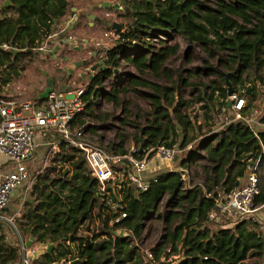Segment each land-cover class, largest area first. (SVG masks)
I'll return each mask as SVG.
<instances>
[{
	"label": "trees",
	"instance_id": "trees-1",
	"mask_svg": "<svg viewBox=\"0 0 264 264\" xmlns=\"http://www.w3.org/2000/svg\"><path fill=\"white\" fill-rule=\"evenodd\" d=\"M8 1L4 11L13 9L14 14L0 18V46L10 47H0V74L3 64H8L7 69H18L23 55L39 54L34 48L43 45L70 5L69 0ZM128 7L132 12L117 13L125 20L118 31L119 39L105 53L106 67L82 88L80 97L85 107L73 120L72 130L112 155L141 158L140 149L191 147L187 156L174 160L177 169L156 174V181L150 179L146 191L127 184L123 193L126 218L111 228L100 227L92 237L58 239L64 222L56 221L60 213L56 205L38 199L26 201L15 218L21 238L27 242L33 237L30 248L53 244L49 253L32 255V264H66L69 257L74 264H244L249 258L264 263V232L258 222L220 217L213 229L216 221L208 218L215 202L242 185L247 167L257 160L261 194L256 203L264 202V128L256 130L243 119H236L213 131L220 123L222 108L231 111L225 75L233 92L240 96L250 93V104L246 102L242 116L249 114L258 93L255 85H247L263 81L264 0H129ZM68 30L72 29L68 26ZM176 37L185 41V50ZM154 40L159 42L157 46H153ZM196 47L207 57L202 58V66L188 69L184 64L192 62L190 52ZM176 60L182 64L174 66ZM121 64L134 72L122 71ZM8 73L0 75V93L11 81ZM145 88L148 108L137 101L140 89ZM100 98L121 108L122 116L100 110L96 102ZM111 118L120 125L115 138L104 145L97 130ZM259 118L264 123V112ZM130 141L136 145L134 150L126 146ZM78 159L82 166L84 161ZM182 170H187V175L192 173L191 180L182 178ZM87 174L78 207L85 196H91L82 216L91 214L92 204L97 202L100 217L104 202L97 198L92 189L94 180ZM0 225V264H18L21 255L17 242L11 243ZM153 225L161 227V234L145 260L140 243L144 232L145 238L155 234ZM171 255L178 257L161 261Z\"/></svg>",
	"mask_w": 264,
	"mask_h": 264
},
{
	"label": "built area",
	"instance_id": "built-area-1",
	"mask_svg": "<svg viewBox=\"0 0 264 264\" xmlns=\"http://www.w3.org/2000/svg\"><path fill=\"white\" fill-rule=\"evenodd\" d=\"M66 29V28H65ZM61 31L57 28L47 37L39 51L51 53V46H54L53 40L60 37ZM105 41L97 42L96 45L103 49L109 48V40L117 41L119 39L118 31L111 29L103 33ZM2 50H9L8 44L0 46ZM36 49V48H34ZM83 89L58 91L52 89L45 98L23 100L0 93V155L7 158L9 169L0 179V224L9 222L15 227L18 236V247L20 250V264H32L31 256L35 249L26 246V240L22 239L18 233L15 218L19 216L20 209L25 203V195L28 194L33 183L39 177L41 170H38L33 176L28 174L27 162L31 160L36 153L37 144L34 142V136L37 131L51 130L60 140L51 143V154H64L65 158L77 160L79 157L84 161V165L94 180L92 189L96 191L98 199L104 202L102 211L107 216V223L103 227L111 228L114 223H118L127 216L126 201L123 199V193L127 184H131L135 189L146 191L150 185V179H155V175H146L148 164L152 156L158 157L164 161H173L183 150L177 145L168 148L164 145L147 150L141 149L143 156L134 157L132 154L112 155L104 148H101L86 139L82 138L78 132H73L72 123L75 117L83 112L85 101L81 99ZM231 102V115L233 118H222L221 123L213 131L236 120L243 119L249 126L259 125L255 122L254 116L258 114L254 110L251 115L242 116L240 111L246 105L245 96H240L233 92L228 96ZM222 111H226L222 108ZM256 132V131H255ZM60 145L63 149H60ZM189 144L185 149H189ZM73 148V149H72ZM184 149V150H185ZM50 155V154H49ZM78 155V156H76ZM68 156V157H67ZM62 157V156H61ZM64 158L54 160L53 165H62ZM258 160L247 167V174L242 185L234 188L229 194L219 198L215 206L210 210L208 218L218 220L220 217L235 219H251L258 222L256 215L259 211H264V202L256 203L257 197L261 194L258 176ZM78 171V168H74ZM182 178L186 179L187 170H182ZM21 187H24V197H21V205L11 217L5 215L9 207L12 195ZM115 196L117 199H115ZM98 207L95 202V209ZM92 212V211H91ZM91 215V214H90ZM85 219L81 216L72 222V226L79 231L76 236L88 235L92 237L100 230L101 224L96 220L90 233H84ZM98 214L95 213V218ZM94 220V219H93ZM261 227V226H260ZM1 232V225H0ZM94 234L91 235V233ZM74 235V234H72ZM71 236V235H69ZM22 253V254H21ZM149 256H151L149 254ZM75 260L67 259L66 264H74Z\"/></svg>",
	"mask_w": 264,
	"mask_h": 264
},
{
	"label": "rangeland",
	"instance_id": "rangeland-1",
	"mask_svg": "<svg viewBox=\"0 0 264 264\" xmlns=\"http://www.w3.org/2000/svg\"><path fill=\"white\" fill-rule=\"evenodd\" d=\"M102 1L105 0H94V2H98V3H102ZM92 4L95 5L96 3H92ZM98 9L100 10L98 14L106 18L107 16H104L105 13L107 11H111L110 9L112 8L100 7ZM110 13L111 15L108 16L107 18L117 19V20L119 19V16L115 12H110ZM87 14L83 16V23L85 22L84 25L86 24V22L90 21L89 18H87ZM100 25L103 28L102 24ZM96 36L99 37L100 33L97 32ZM176 40H178L181 43L182 50H185L186 48L185 41L180 37H176ZM115 42L116 41L109 40L110 46L115 44ZM157 43H159L157 40H154L152 42V44H154L153 46L155 45L157 46ZM36 49L35 51L33 50V52H38L39 54L35 53L34 56H31L30 54H26L23 55V58L21 57V59L18 61V69L15 66L11 67L10 69H7L9 68L8 64L7 63L3 64L2 66L3 72L0 75L6 76L7 74H9L8 73L9 70L10 76H12V78L9 84H7L5 88L1 91L2 93L23 100L37 99L39 94L43 92L46 88L48 76H52V75L54 76L53 79L55 81V86L53 85V87H55V89L58 91H63L64 88L71 90H79L80 88L82 89L83 87H86L88 85L90 81V76L86 75V72L83 70V68L81 70L77 69V71L72 70V72L70 73L68 72V67H69L68 64L63 62L64 63L63 65H66L67 67H64L65 70H62L61 69L62 63L60 62L58 63V61L54 62L53 59H51L49 53H46L43 50L39 51L38 48ZM190 53L193 58L192 62L190 64H184V66L188 69H195L202 66V58L203 59L206 58L207 57L206 54L197 47L191 49ZM72 54L73 53L71 51L67 53V55L69 56L71 55L70 56L71 58H74ZM174 63H175L174 66H177L178 64H182L179 60L174 61ZM213 64H215L216 66L217 65L216 61H213ZM120 69L122 71L134 72V69L128 65L121 64ZM217 69H219L221 72H224V70L218 66ZM16 70H17V74L15 73ZM44 72H46V74ZM262 74H263L262 82L260 81H256L253 83L250 82L247 85L249 87L255 85L254 87H256L258 92L256 98L253 101H251L249 114H248L251 115L254 110H257L258 114L254 116L255 122L257 123H261L259 122L260 119L259 117L261 113L264 112V70ZM252 78L253 75L252 73H250V79ZM105 84L106 86H108V82ZM140 90L142 93L138 95L137 101L142 107L148 108L149 105L143 95V93L147 92L148 89L145 88ZM187 94L188 93L186 92V95ZM246 97H247L246 102L248 101V104H250V93L246 92L245 98ZM96 102H98L97 107L100 110L113 111L116 115L122 116L121 108L114 107L111 104L104 102L101 98ZM231 116H232L231 112H226L221 110L219 113L220 123L222 121L221 120L222 118H226V117L231 118ZM261 124L263 125V123ZM119 125L120 124L116 118H111V121L108 122V124H101L99 126V129L97 130V134L101 135L104 145L107 144L109 140H113L115 138V131ZM254 128L258 130L260 128H264V125L263 126L254 125ZM128 130L130 132L133 131L131 128H129ZM93 137H95V135H93ZM58 140H60L59 136H57L51 130L49 131L41 130V131H37V133L35 134L34 142L35 144H37V148L39 147L37 150L38 155L34 156L31 160L27 162L28 164L27 170L30 176H33L38 170H41V172L37 180L33 183V186L28 192V194L25 195V200L26 201L28 200L35 201L37 199L45 200V201H51L56 205L58 212H60L56 218V221L58 220L64 222L63 226L59 228V231L56 235V237L60 239L65 237L67 238L69 235L72 234L75 235L77 231H79L76 227L72 226V222L76 218L75 212L76 209L78 208V202L83 196V191L81 190L84 184L86 183V181L83 180V176L89 172L84 164L82 166L78 165L80 163V159L77 160L70 159L68 161V159L65 158L66 156L57 157L58 153L56 155L50 153L51 143L57 142ZM126 146L130 150H134L136 148V145L134 144L133 141L128 142ZM60 149L64 150L62 145H60ZM187 150L188 149H185L182 152L178 153L179 154L178 156L179 157L187 156L188 154ZM53 158L54 160L59 158H64L62 160L63 161L62 165H57V166L53 165ZM0 164L3 168L7 170L9 169V163L7 162V158H5L2 155H0ZM148 167L155 170V173H153V175H156L159 172H163L165 170L177 169L174 160L164 161L155 156H152L151 160L149 161ZM74 168L75 169L78 168L79 170L76 171L74 170ZM191 176L192 173H189L186 176V179L191 180ZM193 182H197V180L194 178ZM261 186H264L263 181H261ZM66 189L69 191L70 193L69 195H64L65 194L64 190ZM21 197H24V187L19 188L12 195L9 207L5 212V215L7 217H11L14 214L15 210L20 208ZM87 198H89L88 195L84 197L85 202L83 203V206H85V203L87 202ZM70 199H73V202L75 201L74 207L72 206V201H70ZM87 216L88 219L86 224H84L83 226L84 229L90 228L91 225L94 224V222H96V220L101 224V228H103V223L105 225V223H107V221L109 220V219L106 220L107 216L102 210H101L102 217L100 216L99 218L97 217V219L90 220V214ZM256 218L258 220V224L261 226V230L264 232V211H259L258 214L256 215ZM217 224H218L217 221L214 222V224H212V228L213 229L216 228L218 226ZM2 225H3V231L6 234L7 239L11 243H15V242L18 243L19 240L15 227L12 226L9 222H3ZM153 228L156 231L155 234L145 238L146 232H144V240L142 243H140L141 251L144 254L143 257L145 260L149 258L148 253L150 252L149 251L150 246L159 238L161 234V227H156L155 225H153ZM92 234H94V232H92L91 235ZM177 257L178 255H171L168 258L166 256H163L161 258V261L167 263L172 260H175ZM244 264H264V263L257 258H249L244 261Z\"/></svg>",
	"mask_w": 264,
	"mask_h": 264
},
{
	"label": "crops",
	"instance_id": "crops-1",
	"mask_svg": "<svg viewBox=\"0 0 264 264\" xmlns=\"http://www.w3.org/2000/svg\"><path fill=\"white\" fill-rule=\"evenodd\" d=\"M4 1L5 0H0V2H1V4H0V18H6V16L9 17L12 14H14V10L13 9L8 10V11H4L5 10L4 7H6V6L3 5ZM69 2H70V5H69V11H68L67 15L65 16L63 21L60 22L58 24V26H57V30L61 31L62 34H61L60 37L54 39L53 42L55 41L54 42V44H55L58 41H60L62 38H71L72 40L73 39L76 40V42L75 43L64 44L63 47H62V50L57 49L55 52H54V48H56V45L51 46V52H53V53L50 54V56H51V59H53L54 62H57L59 60L62 63L60 58L62 57V54H64V51H67V50H68L67 52L71 51L73 53L72 56L74 58H71V60L74 61L75 58L78 56V51H79L78 49L80 48L81 45L82 46L85 45L86 41H89L91 39L93 41L97 40V39L98 40L101 39L103 33L106 31V28H104V27L102 28L101 25H100L102 20L105 18L102 15L98 14V12H100V10L98 9L100 7H99L98 4H100V3L94 2V0H91V1H89V0H76V1L69 0ZM92 3H96V4L93 5ZM86 14H87V18H89L90 21L86 22V24L84 25L85 22L83 23V16H85ZM107 15L110 16L111 13L110 12H106L104 16H107ZM91 16H93V17L90 18ZM112 21H117V22L122 23L120 19H118V20L117 19H112ZM79 22H80V25L77 26V24ZM68 26H69V29H72V30H68ZM97 32L100 33L99 37H96V33ZM107 44H108V47H109L110 44L109 43H107ZM63 64L64 63L61 64L62 67L60 66L62 70H64V67H67L66 65H63ZM51 77L53 78L54 76L52 75ZM53 85L55 86L54 79H53ZM69 90H71V89H67V88L63 89V91H69ZM12 97H14V96H12ZM263 125H264V123H263ZM263 125L261 124V126H263ZM38 148H36L35 156L38 155V152H37ZM7 171L8 170L3 168L1 166V164H0V179H1L2 175L7 173ZM146 173H147L146 175L152 176L153 173H155V170L149 167ZM64 192H65L64 195H69L70 194L67 189L64 190ZM70 201H72V206L74 207L75 201L73 202V199H70ZM90 201H91V196H89V198H87V202L85 203V206L82 205L81 207H78L76 209L75 217H77V215H80L81 218H82L81 220L86 218L85 216L84 217L82 216V212L85 209V207L89 204ZM95 213L98 214V207L95 209V202H93V204H92V212H91V215H90V220L97 219V217L95 218ZM92 227H93V225H91L90 228L85 229L83 234L90 233L91 232L90 230L92 229ZM40 247H42L41 244H38V245L33 246L31 249H38ZM43 248H46V246L44 245Z\"/></svg>",
	"mask_w": 264,
	"mask_h": 264
},
{
	"label": "water",
	"instance_id": "water-1",
	"mask_svg": "<svg viewBox=\"0 0 264 264\" xmlns=\"http://www.w3.org/2000/svg\"><path fill=\"white\" fill-rule=\"evenodd\" d=\"M128 1H129V0H117L116 2L112 3V2H110L109 0H105V1H103L102 3H100V4H98V5H99V7H104V8L110 7V8H113L114 11L121 10V9H123V6H126V7L124 8V12H125V13H130V12H132V11H130V7L127 6ZM3 5H4V6H9L10 3H9L8 0H5ZM92 17H93V16H91L90 18H92ZM104 24L108 25L109 27H111L112 29H114V30H116V31L121 30V27H122V23L117 22V21H110L108 18L104 19ZM75 42H76V40H74V39L72 40L71 38H62L60 41H58L57 43H55L56 48H54V52H55L57 49L62 50V47H63L64 44H67V43H75ZM78 50H79V49H78ZM80 50H81V49H80ZM63 51H64V50H63ZM67 51H68V50H67ZM67 51H64V54H62V57L60 58L61 61H62V63H63V61L66 62V61H68V59H69V55H67V53H68ZM52 53H53V52H51L50 54H52ZM55 60H56V59H55ZM58 61H59V60H58ZM59 62H60V61H59ZM59 62H58V63H59ZM60 63H61V62H60ZM84 63H86L85 60H84V61H81V62H80V61L70 62V66H69V68H68V72L71 73L72 70L76 69L77 67H79L81 64H84ZM98 65H99V64H95L94 66H92V67L90 68V71H91V72L95 71V70L97 69ZM256 68H257V67H256ZM101 69H102V68H100V70H101ZM64 70H65V68H64ZM44 73L46 74V72H44ZM69 75H70V74H69ZM225 77H226V82H227V95L230 96V95L233 93V89H232L230 83L227 81V75H225ZM90 79H92V76H90ZM52 89H53V78H52L51 76H48V78H47L46 88H45V90H44L43 92H41V93L39 94L38 97H39L40 99L45 98V97L47 96V94H48L49 92H51ZM247 93H248V91H247ZM229 105H231V102H230V101L228 102V106H229ZM140 151H141V149L139 150V152H140ZM177 158H178V157H175L174 160H176ZM117 233L120 234L121 231H120V230H117ZM123 235H126V233L123 232ZM70 238L76 240V239L78 238V236H76V235H71ZM32 241H33V237H30V238L28 239V241L26 242V246L30 248L31 245H32ZM41 246H42V247H40V248H38V249H35V250L33 251V256H34V257H38L39 255H41V254H43V253H45V252L49 253V252L52 250V248H53V244H48V245L46 246V248H43L44 244H41Z\"/></svg>",
	"mask_w": 264,
	"mask_h": 264
},
{
	"label": "flooded vegetation",
	"instance_id": "flooded-vegetation-1",
	"mask_svg": "<svg viewBox=\"0 0 264 264\" xmlns=\"http://www.w3.org/2000/svg\"><path fill=\"white\" fill-rule=\"evenodd\" d=\"M117 0H111L110 2L114 3L116 2ZM129 2V1H128ZM127 6H128V3H127ZM126 6H123V9L121 10H118V11H114V9H110L111 11H107V12H115L116 14L118 12L120 13H123L124 12V8ZM107 8H110V7H107ZM104 10H107V9H104ZM113 10V11H112ZM109 15H107L108 17ZM106 17V18H107ZM104 18V19H106ZM104 19L102 20L101 24L104 22ZM110 21H112L111 18H108ZM119 19L121 20L122 24H123V21H124V18H120ZM104 24V23H103ZM102 24V26H103ZM108 26V25H107ZM104 27V26H103ZM111 28V27H110ZM112 29V28H111ZM110 29V30H111ZM107 31V30H106ZM97 37V36H96ZM100 41H105V39L103 38V35H102V38L101 39H97V40H89V41H86V44L85 45H81L80 48H79V51H78V56L75 58L74 61L71 60V57L69 56V59L68 61L64 62V63H67L69 64L68 66H70V62H75V61H86V63L84 64H81L79 67H77L76 69H74V71H77V69L81 70L83 68V70L86 72V75H89V76H92L95 75L96 73L100 72L103 68L106 67V52L109 48H101V47H98V45H96L97 42H100ZM81 49V50H80ZM95 64H99L97 69L93 72L90 71V68L92 66H94ZM69 68V67H68ZM100 68H102L100 70ZM72 72V71H71ZM88 72V74H87Z\"/></svg>",
	"mask_w": 264,
	"mask_h": 264
}]
</instances>
